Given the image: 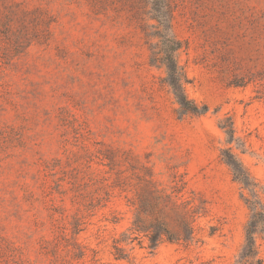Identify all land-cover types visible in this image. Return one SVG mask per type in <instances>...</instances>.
Instances as JSON below:
<instances>
[{
    "label": "rangeland",
    "instance_id": "1",
    "mask_svg": "<svg viewBox=\"0 0 264 264\" xmlns=\"http://www.w3.org/2000/svg\"><path fill=\"white\" fill-rule=\"evenodd\" d=\"M167 27L201 115L152 63ZM174 177L206 211L195 241L117 259L142 180ZM247 200L264 208V0H0V264H239Z\"/></svg>",
    "mask_w": 264,
    "mask_h": 264
},
{
    "label": "trees",
    "instance_id": "2",
    "mask_svg": "<svg viewBox=\"0 0 264 264\" xmlns=\"http://www.w3.org/2000/svg\"><path fill=\"white\" fill-rule=\"evenodd\" d=\"M165 17V16H163ZM164 20V19H163ZM162 35L164 48L152 55L154 65L165 67L167 70V83L171 87L181 109L186 113L203 114L206 109L200 108L186 94L185 84L187 76L184 69L179 65L178 54L182 44L172 37L167 31ZM226 162L233 171L234 179L244 187H249L246 174H243L240 164L226 154ZM173 185L161 187V184L153 179L142 180L131 202L135 207V219L132 227L122 235L121 239L114 241V256L117 259H128L129 249L123 244L147 246L151 252L156 251L163 243H178L189 245L196 238V223L205 214V209L197 205L194 199L184 198L186 183L183 179L174 177ZM253 213L247 227V239L241 254L239 264H263L259 258L256 246V236L264 234V208H259L256 202L247 200Z\"/></svg>",
    "mask_w": 264,
    "mask_h": 264
}]
</instances>
